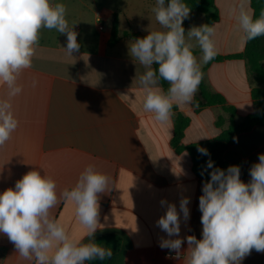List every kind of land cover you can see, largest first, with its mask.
Here are the masks:
<instances>
[{"label": "crops", "instance_id": "crops-1", "mask_svg": "<svg viewBox=\"0 0 264 264\" xmlns=\"http://www.w3.org/2000/svg\"><path fill=\"white\" fill-rule=\"evenodd\" d=\"M68 9L67 19L75 22L79 51L68 55L66 34L43 29L39 47L33 57V67L20 80L23 93L14 100L20 127L7 145L0 149V193L14 188L17 180L31 170L54 177L60 189L71 188L88 164L112 178L113 186L100 197L102 229L117 228L130 237L133 247L115 258L112 264H184L188 245L186 237L202 239L199 197L205 183L193 170L188 152L178 153L172 147L175 117L182 114L191 122L183 138L185 146L213 140L227 129L230 120L221 106H208L197 113L193 105L173 108L174 115L167 124L156 122L151 113L143 110L144 93L138 76L145 69L129 55L125 32L141 33L158 29L151 7L155 0H125L122 5L101 11L86 0H56ZM238 0H216L219 20L214 25V40L218 55L240 54L246 43L229 13ZM249 12L253 13L251 0ZM202 13L190 12L187 32L206 20ZM118 23L120 40L108 43L114 21ZM99 21L103 30L99 29ZM198 58L201 56L196 48ZM204 79L211 91L222 95L228 106L236 110L240 122L255 112L251 91L256 86L248 75L244 60L214 62L208 66ZM36 79L38 86L31 87ZM224 117L222 127L217 119ZM264 154V128L255 127L240 134L237 144L228 147L224 159L228 163L242 162L241 180L249 182V170ZM189 198L190 217L180 213V234L184 243L181 255L162 249L161 238L169 237L157 225L174 204L180 212V201ZM70 236L89 242L84 229L75 218L74 206L63 203L53 210ZM95 233V234H96ZM95 236V235H94ZM0 264H31L18 257L12 243L0 234ZM242 264H264V253L255 250Z\"/></svg>", "mask_w": 264, "mask_h": 264}, {"label": "clouds", "instance_id": "clouds-1", "mask_svg": "<svg viewBox=\"0 0 264 264\" xmlns=\"http://www.w3.org/2000/svg\"><path fill=\"white\" fill-rule=\"evenodd\" d=\"M250 0H238L229 9L242 33L243 43L264 36V11L258 17L249 12ZM184 0H155L151 7L158 29L129 43V55L145 71L138 76L144 93L142 107L160 124L170 122L173 108L193 105L203 80L202 66L216 55L215 25L193 26L187 32L183 21L190 16ZM68 9L56 0H0V149H3L20 127L14 100L24 91L22 75L33 67V57L39 47L41 31L55 30L66 34L68 55L79 51L75 22L67 19ZM199 48L198 58L194 50ZM155 66V67H154ZM162 81L168 87H162ZM38 81L33 79L31 87ZM202 155H209L198 148ZM250 170V181L241 180V169L232 165L227 170L214 168L207 162L210 180L199 197L202 239L186 237L184 264H242L253 250L264 253V154ZM203 175V172L201 173ZM113 186L112 178L94 164L80 172L75 184L60 189L53 176L31 170L17 180L14 188L0 193V234L7 236L18 257L31 264H86L110 259L113 252L97 244L94 235L102 229L100 197ZM63 203L74 206L75 218L84 229L87 243L70 236L53 210ZM156 225L167 234L159 246L181 255L184 240L180 234V213L190 217V199L180 201V212L174 204Z\"/></svg>", "mask_w": 264, "mask_h": 264}, {"label": "trees", "instance_id": "trees-1", "mask_svg": "<svg viewBox=\"0 0 264 264\" xmlns=\"http://www.w3.org/2000/svg\"><path fill=\"white\" fill-rule=\"evenodd\" d=\"M167 3V0H166ZM191 11L195 13H202L206 15L204 24L214 25L218 22L219 12L216 8V0H184ZM251 8L255 17H258L264 11V0H251ZM183 27L187 28L186 22H183ZM124 38H143L141 33L125 32ZM120 40L118 33L117 20L114 21L112 27L110 46H114ZM245 50L240 54H233L228 56L216 55V57L208 63V66L214 62H221L223 60L241 59L244 60L251 77H253L256 84L251 91V97L255 106V112L248 115L242 121H236V110L234 107L228 106L226 99L217 93L211 91L206 84L205 79L199 86L198 94L195 98L194 107L197 113L201 112L208 106H221L225 114L229 116L230 124L227 129L222 130L219 136L213 140L206 142L194 143L188 146L183 144L185 129L190 125V118L182 114H177L175 117L174 136L171 144L178 153L188 152L193 160V170L197 177L204 182L210 180V172L213 169L207 168V162L211 160L214 168L227 170L229 166L237 165L240 169L243 168L242 162L228 163L224 159L225 151L228 147L237 144L238 136L243 133L250 132L255 127L264 128V36L258 37L255 40L246 43ZM194 54H198L194 51ZM155 67V66H154ZM203 73H206L207 66L202 68ZM205 75V74H204ZM162 87L167 89V82L162 81ZM224 117L217 119L216 125L222 127L224 125ZM198 148H204L209 155H202L198 152ZM203 172V175L201 173ZM94 240L97 244L110 248L113 255L110 259L105 261L94 260L87 264H112L115 258L123 255L133 247L130 237L121 229L110 228L99 231L95 234Z\"/></svg>", "mask_w": 264, "mask_h": 264}, {"label": "rangeland", "instance_id": "rangeland-1", "mask_svg": "<svg viewBox=\"0 0 264 264\" xmlns=\"http://www.w3.org/2000/svg\"><path fill=\"white\" fill-rule=\"evenodd\" d=\"M91 6H95V8L101 11L99 17L103 16V9L104 8H114L116 6H120L123 4L125 0H86ZM253 78V77H252ZM0 259H1V251H0Z\"/></svg>", "mask_w": 264, "mask_h": 264}, {"label": "built area", "instance_id": "built-area-1", "mask_svg": "<svg viewBox=\"0 0 264 264\" xmlns=\"http://www.w3.org/2000/svg\"><path fill=\"white\" fill-rule=\"evenodd\" d=\"M99 29H100V30H103V24H102L101 21H99ZM86 264H87V262H86Z\"/></svg>", "mask_w": 264, "mask_h": 264}]
</instances>
